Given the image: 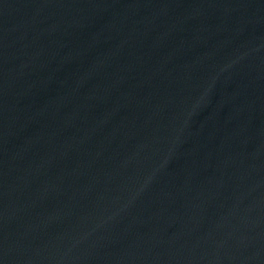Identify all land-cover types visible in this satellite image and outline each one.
<instances>
[{"label": "water", "instance_id": "95a60500", "mask_svg": "<svg viewBox=\"0 0 264 264\" xmlns=\"http://www.w3.org/2000/svg\"><path fill=\"white\" fill-rule=\"evenodd\" d=\"M0 264H264V0H0Z\"/></svg>", "mask_w": 264, "mask_h": 264}]
</instances>
